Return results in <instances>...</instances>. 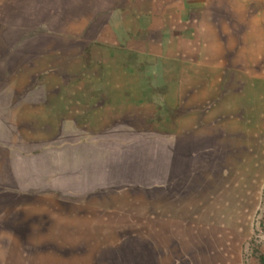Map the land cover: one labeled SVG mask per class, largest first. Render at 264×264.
<instances>
[{
    "label": "crops",
    "instance_id": "1",
    "mask_svg": "<svg viewBox=\"0 0 264 264\" xmlns=\"http://www.w3.org/2000/svg\"><path fill=\"white\" fill-rule=\"evenodd\" d=\"M56 1L0 0V264H33L19 241L44 209L55 238L100 197L193 180L220 136L264 126V0Z\"/></svg>",
    "mask_w": 264,
    "mask_h": 264
},
{
    "label": "rangeland",
    "instance_id": "2",
    "mask_svg": "<svg viewBox=\"0 0 264 264\" xmlns=\"http://www.w3.org/2000/svg\"><path fill=\"white\" fill-rule=\"evenodd\" d=\"M249 124L220 136L213 160L193 180L160 191L102 196V208L56 223L55 238L43 236L44 209L37 225L23 224L19 246L32 254L38 249L33 264H264V126ZM148 210L194 226L168 232L157 224L150 230L143 222Z\"/></svg>",
    "mask_w": 264,
    "mask_h": 264
}]
</instances>
